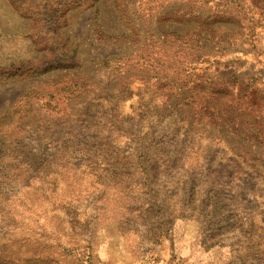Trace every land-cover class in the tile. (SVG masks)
<instances>
[{
	"label": "rangeland",
	"instance_id": "1",
	"mask_svg": "<svg viewBox=\"0 0 264 264\" xmlns=\"http://www.w3.org/2000/svg\"><path fill=\"white\" fill-rule=\"evenodd\" d=\"M235 2L0 0V264H264V0Z\"/></svg>",
	"mask_w": 264,
	"mask_h": 264
},
{
	"label": "trees",
	"instance_id": "2",
	"mask_svg": "<svg viewBox=\"0 0 264 264\" xmlns=\"http://www.w3.org/2000/svg\"><path fill=\"white\" fill-rule=\"evenodd\" d=\"M222 1H224V3L227 6H229V9H231L232 6H234V4H236V5L239 6V4L235 2V0H232L231 2L230 1H227V0H222ZM117 9H119L122 12V20H123V22H124V24H125V26L127 28V31L128 32L131 31L132 37L142 38L143 36H145V34H142V27H143V25H148V20H146V23L143 24L142 18H144V20H145V18H148L149 15H147V10H150V9H145V11L141 13L142 14L140 16V18L142 17L141 20H140V18H138V20L142 21V27H141L140 24H138L137 22L134 21V19H133L134 17L132 15H130V11H129V8L128 7L121 6V4H120ZM177 22H178L177 25H182V24L189 25L190 24V31L191 30L195 31V26L198 27V31H202L205 27H209L213 32L214 31H217V33H221L222 32V34H225V33H228V32H232V29H234V27H235L234 25H229L228 28H225L224 25H220V26L216 27V25H218V22H215V21H212V22H210V24H208V25L205 26L201 22H195L194 20H186V19H183V18H182V20L177 21ZM227 23L230 24L231 21L228 20ZM235 24H237V23H235ZM237 26H238V24H237ZM25 27H28V25H25ZM238 28L240 30H242L240 24H239V27ZM203 31H205V30H203ZM148 33H150V32H148ZM169 33H171V35L173 37H176V38H181V36H183V35H181L182 33H179V32H176V33L169 32ZM126 35H127V33L121 34L120 36H118V38H124ZM147 35L148 34H146V36ZM70 38H72V37H70ZM128 38H131V35L128 36ZM193 38H194V35L192 36V39L191 40H193ZM150 39H152V40L159 39L154 34V30H153V34H151V36H150ZM70 42H72L71 39H70ZM71 45L73 47H75V44H72L71 43ZM183 48H185V47L183 46ZM73 52H74L75 55H77L80 51H79V49H75ZM146 59H147V57H144L141 60L139 59V63L142 62V61H145ZM51 66H52L51 68H49L48 70L43 71V72L40 71V70H34L32 72V76L35 77V78H37V77H41V76H43L45 74H48V73L60 72V71H62V70L65 69L64 64H59L58 62L52 64ZM15 76H16V74L13 77H15ZM20 77H22V76H20Z\"/></svg>",
	"mask_w": 264,
	"mask_h": 264
}]
</instances>
